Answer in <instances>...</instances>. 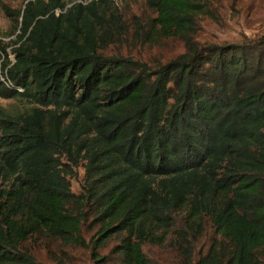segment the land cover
<instances>
[{"label":"trees","instance_id":"1","mask_svg":"<svg viewBox=\"0 0 264 264\" xmlns=\"http://www.w3.org/2000/svg\"><path fill=\"white\" fill-rule=\"evenodd\" d=\"M145 2L151 30L186 48L157 69L103 52L130 32L115 0L3 5L19 33L15 60L0 41V97L32 106L0 105V264H39L22 245L42 232L91 249L94 264L115 239L117 264H151L143 245L184 207L181 264H264V35L203 43L207 2ZM134 37L150 31L136 22Z\"/></svg>","mask_w":264,"mask_h":264},{"label":"rangeland","instance_id":"2","mask_svg":"<svg viewBox=\"0 0 264 264\" xmlns=\"http://www.w3.org/2000/svg\"><path fill=\"white\" fill-rule=\"evenodd\" d=\"M29 0H0V41L9 45L8 51L12 60L15 54L12 52V41L17 39L19 31H16L13 22L3 11V5L12 9H21ZM69 6L76 2H88L91 0H65ZM212 9V14H200L197 19L199 41L205 43H238L244 38H257L264 35V0H203ZM121 9L125 21L129 27V34L125 40L110 44L103 50L107 55L122 54L132 57L137 61L147 63L152 69L169 62L184 53L186 48L184 41L178 37L164 38L151 30L153 19L157 13L151 10L145 0H115ZM136 22L146 25L150 31L149 40L140 39L137 42L134 37ZM0 105L13 114H22L31 108V104L25 100L1 98ZM65 162H69L65 160ZM86 160L80 159L77 166L72 167L68 174L71 181V190L79 194L83 190L85 179ZM187 207L174 212V224L167 229H157L156 235H164L161 243L146 242L143 245L151 264H181L176 238L177 232L184 228L187 216ZM203 220H208L205 217ZM208 223V222H207ZM209 224L204 241L210 238ZM97 228L91 223H85L82 228L83 236L90 240ZM118 241L112 240L101 254L110 258L108 264H117L118 260L112 255V250ZM25 251H29L39 264H94L91 249L81 246H66L60 241L50 238L46 232L33 235L23 243Z\"/></svg>","mask_w":264,"mask_h":264},{"label":"built area","instance_id":"3","mask_svg":"<svg viewBox=\"0 0 264 264\" xmlns=\"http://www.w3.org/2000/svg\"><path fill=\"white\" fill-rule=\"evenodd\" d=\"M1 78L4 82H6V78L2 76L1 72H0Z\"/></svg>","mask_w":264,"mask_h":264}]
</instances>
